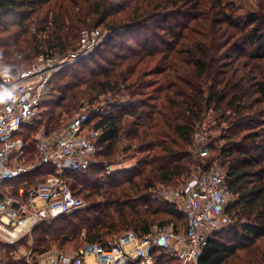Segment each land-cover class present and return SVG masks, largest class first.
Instances as JSON below:
<instances>
[{"label": "trees", "instance_id": "16d2710c", "mask_svg": "<svg viewBox=\"0 0 264 264\" xmlns=\"http://www.w3.org/2000/svg\"><path fill=\"white\" fill-rule=\"evenodd\" d=\"M91 27L110 34L94 53L51 75L39 117L19 131V162L34 160L39 131H58L84 101L108 95L126 101L91 114L101 131L94 159L64 173L73 195L88 205L33 227L30 250L77 251L169 224L183 231L184 213L151 190L213 162L193 152L191 137L215 111L213 120L225 125L208 144L226 169L231 200L224 214L233 224L212 232L197 264H264V0L240 13L235 0H0V70L18 75L39 55H66ZM124 159L135 162L107 171ZM46 171L52 168L39 166L11 184ZM152 258L180 264L157 250Z\"/></svg>", "mask_w": 264, "mask_h": 264}, {"label": "built area", "instance_id": "2783aa9c", "mask_svg": "<svg viewBox=\"0 0 264 264\" xmlns=\"http://www.w3.org/2000/svg\"><path fill=\"white\" fill-rule=\"evenodd\" d=\"M106 28L91 27L80 32L78 46L63 56L39 55L34 63L18 75L0 70V241L15 245L42 221L84 208L81 197L73 195L64 173L82 171L90 163L101 133L92 126L90 116L103 113L112 101L125 103L122 96L108 95L102 105L78 112L64 127L51 134L39 131L36 136L34 160L19 162L24 142L19 135L23 125L39 117L40 103L49 90L51 75L102 46L109 35ZM207 129L197 126L192 134L193 152L202 159L209 155ZM49 165L52 171L25 179L16 186L17 177ZM107 171L112 167L107 166ZM226 169L219 165L195 168L172 189L157 186L151 197L175 204L186 217V227L176 232L172 225L152 229L139 236L127 231L106 243H86L72 252L46 251L38 256L26 255V264H153V252L164 253L180 264H197L202 247L213 231L230 223L224 209L231 200L225 187ZM10 182V183H9ZM9 183V185L7 184ZM92 254L93 261L87 260Z\"/></svg>", "mask_w": 264, "mask_h": 264}, {"label": "rangeland", "instance_id": "374dc122", "mask_svg": "<svg viewBox=\"0 0 264 264\" xmlns=\"http://www.w3.org/2000/svg\"><path fill=\"white\" fill-rule=\"evenodd\" d=\"M258 1L259 0H235L236 13L243 12L244 10H247V9L257 10L258 9ZM30 29L34 30L33 27H31ZM85 29H88V28H85ZM2 68H5V67H2ZM104 101H105V99H104L103 96H101L97 101H95V103L94 102L93 103H88V101H84L83 102L84 106L80 107L79 111H83V110L86 111V110H89L90 108H92V106L102 105V103H104ZM76 113L73 116H75ZM218 114L219 113L215 112V111L208 112V114H207V116H206V118H205V120H204V122L202 124V127L204 129H207L206 133H207V136H208V138H207L208 141H210V139L215 138L218 135V131L222 127H224V125H225L224 123L219 124V120L218 119L217 120H213L214 116H218ZM69 121L70 120H67L66 124ZM216 153H217L216 151H213L211 149L209 151L208 158H212V159L214 158L213 162H211V166H215V165H219L220 164V159L219 158H215ZM134 162H135L134 159H124V160H121L119 163L112 164L110 167H112V169L130 167V166H132L134 164ZM191 172H195V170H193ZM181 182H182V180H179L177 183L162 184V185L158 184L157 186L158 187L159 186H163V187H165L167 189H172L176 185H179ZM81 198L84 200L85 205L87 206L88 205V201L84 197H81ZM232 224H233V220H230V223H228V225L224 226V227H226V228L228 227L229 228ZM31 230L27 234H25L26 236L25 235L20 236V238L17 240L15 245H10V246H12V249L9 248L10 250H8L7 253H6V249H8V248L2 247L1 245H4V243L0 241V263L6 262L7 258H12V260H16V261H19L22 264H26V262H25L26 256L22 255L20 253V251L21 252L24 251L26 253V255H31V256H36L38 254V253H36V251L32 252L30 250V248L33 246L31 235H29ZM20 240L22 241L21 244L19 243ZM53 250L54 251H61V252H72V251H75L70 246L69 247H65L63 249L52 248L49 251H53Z\"/></svg>", "mask_w": 264, "mask_h": 264}, {"label": "crops", "instance_id": "0c3cea01", "mask_svg": "<svg viewBox=\"0 0 264 264\" xmlns=\"http://www.w3.org/2000/svg\"><path fill=\"white\" fill-rule=\"evenodd\" d=\"M87 260L89 261H93L94 260V257L92 254H87L86 257H85Z\"/></svg>", "mask_w": 264, "mask_h": 264}]
</instances>
